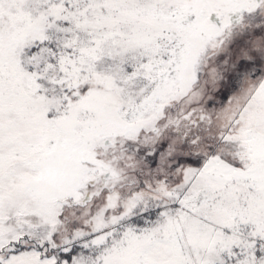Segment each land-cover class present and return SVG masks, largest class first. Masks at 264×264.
<instances>
[{"label": "snow or ice", "instance_id": "obj_1", "mask_svg": "<svg viewBox=\"0 0 264 264\" xmlns=\"http://www.w3.org/2000/svg\"><path fill=\"white\" fill-rule=\"evenodd\" d=\"M0 264H264V0H0Z\"/></svg>", "mask_w": 264, "mask_h": 264}]
</instances>
